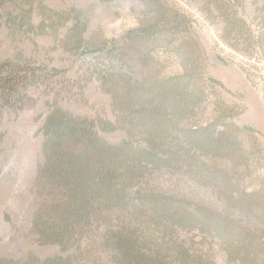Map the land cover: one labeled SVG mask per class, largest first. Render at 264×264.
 <instances>
[{"label": "rangeland", "instance_id": "rangeland-1", "mask_svg": "<svg viewBox=\"0 0 264 264\" xmlns=\"http://www.w3.org/2000/svg\"><path fill=\"white\" fill-rule=\"evenodd\" d=\"M6 61L3 264H264V0H0ZM52 116L105 144L96 193L52 184Z\"/></svg>", "mask_w": 264, "mask_h": 264}, {"label": "trees", "instance_id": "trees-1", "mask_svg": "<svg viewBox=\"0 0 264 264\" xmlns=\"http://www.w3.org/2000/svg\"><path fill=\"white\" fill-rule=\"evenodd\" d=\"M22 70V66L11 61L0 63V107L2 103L12 100L17 87L25 78L27 79V72L23 73ZM46 135L48 136L44 150L48 161L46 170L52 178H50L52 184L56 186L62 182V192L68 196L72 194L71 198L78 196L83 185L87 186L90 194L96 193L98 186L91 170L93 162L99 159V153L103 151L105 144L100 141L91 123L88 124L86 120L78 118L52 116L46 124ZM85 142H88V146H85L86 156L81 154ZM40 236L42 239L47 237L43 234ZM57 237L58 234L53 235L47 243L57 242ZM3 263L5 261L0 258V264ZM66 263H68L66 260H60L59 264ZM41 264H49V261H43Z\"/></svg>", "mask_w": 264, "mask_h": 264}]
</instances>
